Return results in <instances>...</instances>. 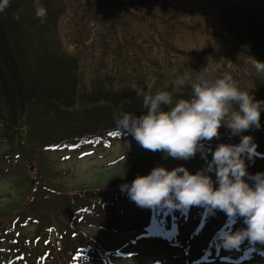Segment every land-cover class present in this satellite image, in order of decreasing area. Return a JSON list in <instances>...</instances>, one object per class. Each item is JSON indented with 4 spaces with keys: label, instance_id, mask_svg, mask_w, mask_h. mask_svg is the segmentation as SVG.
<instances>
[{
    "label": "rangeland",
    "instance_id": "374dc122",
    "mask_svg": "<svg viewBox=\"0 0 264 264\" xmlns=\"http://www.w3.org/2000/svg\"><path fill=\"white\" fill-rule=\"evenodd\" d=\"M99 3L104 4L109 10L107 12L109 20L113 17V11L116 24L111 26L110 23L108 24L110 26L104 27L103 30L99 26L94 29L92 23L88 24L86 26L88 36H82L79 44L73 41L75 25L73 12L68 11L69 6L64 8L65 10L59 15L55 24L54 31L57 32V37L62 42L61 45L65 51L75 53L78 47L80 51H86L87 54L89 50L91 54L94 53L93 56L87 54L79 56V59L83 58L81 67L78 66L81 80L86 78L85 73H90L94 66L106 61L105 53L109 60L114 59V56L124 61L133 60L143 68L144 72L148 71L145 59L150 58L151 68L160 69L161 72H164L166 68L180 70L179 77L194 76L197 83L200 77L214 81L225 73L230 74L236 80H243L247 83L255 82L256 78L264 79V72H258L250 61L244 70H236L233 59L226 53V48L230 44H225L223 40L226 30L215 14L216 8L213 0H99ZM131 7H134L139 14H133ZM109 32L116 38L106 43L103 34ZM161 34L167 43L174 45L175 50L171 51L162 46L159 41ZM39 38V34L34 35V42L38 43ZM125 41L140 44L142 53H139L138 49L132 45L131 48L126 46ZM154 60L157 63H153ZM219 133L218 139L213 138L210 141H202V143L215 146L220 143L239 144L241 136L249 135L256 146L255 154L258 157L255 155L251 158L244 157L247 172L251 175L257 172L264 173V133L232 135L229 129H220ZM51 137L54 136H49V139ZM7 146V142L1 139L0 204L3 205L10 200L24 201L27 197H32L30 206L41 224L39 227L54 225L55 230L66 229L68 239L62 238L61 245L71 249L77 248L78 245L81 246L82 251L77 257L80 264H103V261L87 241L81 240L85 238L83 236L77 238L76 235L79 237L80 235L71 229L84 231L105 248H116L118 244L123 243L115 249L114 253L108 254L117 264L137 262L149 264H264V243L250 242L245 239L233 249H225L219 243L217 234L221 229L229 225L232 231L244 228L243 218H237L233 223L232 220H227L224 211L208 210L202 205L182 208L164 205L140 207L128 197L127 193L122 195V187L113 186V181H108V173L116 174L117 164L120 165L127 157L145 150L130 134L122 133L108 146L84 144L74 149L68 145L62 148H51L41 152L35 164L27 160L25 162L19 156L5 155L3 152ZM215 148L211 147L212 150ZM210 155L211 152H208L207 157ZM194 159L205 160L201 152H197ZM139 165L142 164L139 162ZM199 165L196 166V170H201ZM163 167L169 170L171 163ZM28 168L31 172H37L29 191L23 181L17 180L21 173H28ZM188 168L193 169L192 166ZM110 169H112L110 172H105ZM101 172H105V175L100 176L103 181L96 179ZM245 179L250 185L253 184L248 177ZM212 180L213 186L218 184L215 174ZM67 189L73 192H61ZM76 189L83 190L75 192ZM100 192H106L107 198L89 202L96 200ZM81 193L86 197L79 203V211L73 212L75 213L73 226L69 227L68 207L70 209L73 207L72 202L69 201L68 206L64 198L68 194L80 196ZM107 201L111 203L102 208L101 205ZM99 205L100 208L97 207ZM152 208L159 212V219L149 224V212H152ZM75 219L79 225L75 223ZM37 227L38 225L34 223H25L21 230L30 238ZM144 229L146 232L142 234L141 231ZM150 229L151 231L148 232ZM45 236H47L46 242L51 243L52 249L56 251L55 232L46 233L45 231L42 238ZM32 246L33 243L29 242L28 247ZM39 248L42 252V247ZM117 249L128 253L120 255ZM132 252L134 255H131ZM35 260V255L28 259L30 264H37ZM43 261V264H56L57 259L55 255H51ZM14 264L22 263L18 260Z\"/></svg>",
    "mask_w": 264,
    "mask_h": 264
},
{
    "label": "trees",
    "instance_id": "16d2710c",
    "mask_svg": "<svg viewBox=\"0 0 264 264\" xmlns=\"http://www.w3.org/2000/svg\"><path fill=\"white\" fill-rule=\"evenodd\" d=\"M213 2L215 14L226 30L223 40L225 44H230L226 48V53L233 59L236 70H244L252 57L264 62V0H213ZM38 5L47 10V15L43 19L35 14ZM67 6L68 11L73 12L75 25L73 41L76 44L81 43L82 36H88L86 30L88 24L92 23L94 29L99 26L102 30L110 26L108 25L110 23L111 26L116 24L113 11V17L109 20L107 16L109 10L104 4H100L99 0H9V5L0 11V140L3 139L8 144L3 152L7 156H19L25 162L27 160L35 164L41 152L56 146L61 147L60 145L65 142L74 147L83 143L107 146L111 140L123 133L116 126V117L119 113L130 112L136 116L146 114L147 109L142 107L143 98L137 95L138 91H147V85L153 79L155 81L153 92L172 91L175 81L181 78L178 74L180 70L166 68L161 72L160 69L151 68L150 58L145 59L148 71L144 72L133 60L124 61L115 56L109 60L105 53L106 61L94 66L90 73H85L86 78L81 80L78 66L81 67L83 58L79 59V56L87 54L86 51H80L78 47L75 53L65 51L57 32L54 31L59 15ZM131 12L139 14L134 7H131ZM36 34L40 35L38 43L34 42ZM103 36L106 43L116 38L110 32ZM159 41L164 48L175 50L174 45L167 43L162 34ZM125 45L129 48L132 45L142 53L138 43L136 45L134 42L125 41ZM90 52L89 50L87 55L93 56L94 53ZM153 63L157 61L154 60ZM79 73L82 76L81 72ZM182 77H187V80L174 94V102L181 98L190 99L193 94L192 85L197 83L194 76ZM232 78L241 90H249L255 100L264 102V79L256 78L255 82L247 83L236 80L233 76ZM162 107L167 109V106ZM233 107L238 110L239 106ZM220 129L227 128L221 125ZM241 133H264V105L260 111V126L258 128L252 126ZM49 136L54 137L49 139ZM204 145L205 148L216 147ZM194 157L187 160L174 159L160 151L152 152L145 149L127 157L120 165L117 164L116 174L108 173V181L112 180L113 186L122 187L127 183L131 184L138 175H147L154 167L168 163H171L169 170L183 165L191 173L198 171L196 166L199 164L201 170L206 168V160ZM207 160H211V155ZM27 170L28 173H21L17 180L23 181L29 191L37 172H31L29 168ZM105 172L99 173L96 179L103 181L100 176L105 175ZM207 174L213 178L215 173ZM43 185L44 183L42 188ZM214 187H218V184ZM81 190L76 189L75 192ZM61 192L73 191L67 189ZM82 193L80 196L66 195L64 199L68 206L69 201L72 202V207L78 206L86 197ZM106 195L103 198H107ZM31 198L27 197L24 201L10 200L3 205L0 204V264H13L18 260L22 264H30L28 259L32 255L36 256L37 264H43V259L51 255H55L56 264L69 263L72 256L79 254L77 249L81 246L71 249L61 245L62 238L68 239L67 230L64 228L55 230L54 225L40 228L41 224L30 206ZM33 207L35 208V205ZM68 209L70 218L68 226L72 227L74 208ZM76 221L77 219L75 223ZM25 223L38 225L30 238L21 230ZM71 230L80 235V237L76 235L77 238L83 236L86 240L83 238L81 240H88L100 257H109L108 254L114 253L116 248L123 245L120 243L116 248H105L84 231ZM45 231L55 232L56 251L52 249L51 243L46 242L47 236L42 238ZM29 242L33 243L32 247H28Z\"/></svg>",
    "mask_w": 264,
    "mask_h": 264
},
{
    "label": "clouds",
    "instance_id": "9594fccd",
    "mask_svg": "<svg viewBox=\"0 0 264 264\" xmlns=\"http://www.w3.org/2000/svg\"><path fill=\"white\" fill-rule=\"evenodd\" d=\"M8 5L9 0H0V11ZM35 14L43 19L47 10L38 5ZM251 63L258 72H264V62L252 57ZM186 80L187 77L178 78L172 91L153 92V79L147 91L137 92L143 98L146 114L121 112L116 117V126L121 133L130 134L142 148L160 151L174 159L187 160L200 151L207 162L206 168L191 173L183 165L171 170L156 166L147 175H138L130 185H122V190L140 207L202 205L208 210L224 211L233 223L243 218L245 228L232 231L229 225L217 234L225 249L237 248L245 239L264 243V173L249 174L244 159L254 154L256 146L252 137L241 136L239 144L220 143L214 150L202 143L218 139L221 125L232 135L252 126L258 128L264 102L255 100L249 90H241L228 73L214 81L200 77L192 85L190 99L174 102V94ZM234 105L239 106L238 110ZM208 152L211 160H207ZM213 171L218 187L213 186L207 174Z\"/></svg>",
    "mask_w": 264,
    "mask_h": 264
},
{
    "label": "snow or ice",
    "instance_id": "6c2138e0",
    "mask_svg": "<svg viewBox=\"0 0 264 264\" xmlns=\"http://www.w3.org/2000/svg\"><path fill=\"white\" fill-rule=\"evenodd\" d=\"M110 135H116V133H110Z\"/></svg>",
    "mask_w": 264,
    "mask_h": 264
}]
</instances>
